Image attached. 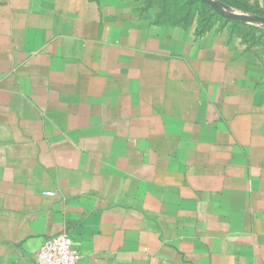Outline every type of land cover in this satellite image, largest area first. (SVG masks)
<instances>
[{
    "label": "crops",
    "instance_id": "1",
    "mask_svg": "<svg viewBox=\"0 0 264 264\" xmlns=\"http://www.w3.org/2000/svg\"><path fill=\"white\" fill-rule=\"evenodd\" d=\"M139 4L0 0V264H264V59Z\"/></svg>",
    "mask_w": 264,
    "mask_h": 264
},
{
    "label": "rangeland",
    "instance_id": "2",
    "mask_svg": "<svg viewBox=\"0 0 264 264\" xmlns=\"http://www.w3.org/2000/svg\"><path fill=\"white\" fill-rule=\"evenodd\" d=\"M139 10L148 11L157 22L181 24L197 33L213 32L230 38L238 37L246 50L256 53L264 59V25L238 23L210 7L202 0H137ZM237 13L244 12L242 0H219ZM238 5L236 8L232 5Z\"/></svg>",
    "mask_w": 264,
    "mask_h": 264
},
{
    "label": "built area",
    "instance_id": "3",
    "mask_svg": "<svg viewBox=\"0 0 264 264\" xmlns=\"http://www.w3.org/2000/svg\"><path fill=\"white\" fill-rule=\"evenodd\" d=\"M75 246L68 232H60L42 244L37 253V261L39 264H78L82 254Z\"/></svg>",
    "mask_w": 264,
    "mask_h": 264
},
{
    "label": "water",
    "instance_id": "4",
    "mask_svg": "<svg viewBox=\"0 0 264 264\" xmlns=\"http://www.w3.org/2000/svg\"><path fill=\"white\" fill-rule=\"evenodd\" d=\"M202 1L210 5V7H213L214 9L223 13L225 16L230 17L232 19L242 22H247L250 24L264 25V16L251 14L245 11L237 13L234 10H232L230 6H227L225 3L219 0H202Z\"/></svg>",
    "mask_w": 264,
    "mask_h": 264
},
{
    "label": "trees",
    "instance_id": "5",
    "mask_svg": "<svg viewBox=\"0 0 264 264\" xmlns=\"http://www.w3.org/2000/svg\"><path fill=\"white\" fill-rule=\"evenodd\" d=\"M232 6H234V7H236V8H240V7H238V5H236V4H234V5H232ZM241 9H243V10H245V8H241ZM248 12H250V13H255V14H257V15H261V16H264V14L263 13H261V12H259L258 10H247ZM234 20V19H233ZM234 21H236V22H238V23H241L240 21H238V20H234Z\"/></svg>",
    "mask_w": 264,
    "mask_h": 264
}]
</instances>
